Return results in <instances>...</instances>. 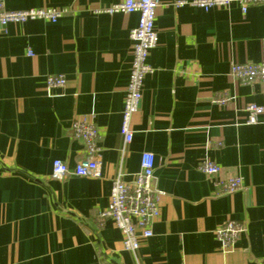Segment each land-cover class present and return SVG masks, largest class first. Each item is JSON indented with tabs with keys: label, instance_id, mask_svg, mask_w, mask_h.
Segmentation results:
<instances>
[{
	"label": "crops",
	"instance_id": "0c3cea01",
	"mask_svg": "<svg viewBox=\"0 0 264 264\" xmlns=\"http://www.w3.org/2000/svg\"><path fill=\"white\" fill-rule=\"evenodd\" d=\"M122 0H5L9 10L66 8L56 22L0 25V264H259L264 258V83H241L229 64L264 60V2L208 10L160 0L152 71L143 81L129 143L120 132L137 13L106 10ZM190 1V0H188ZM63 87L46 89L47 74ZM218 94L231 100L220 105ZM94 114L100 177H51L52 161L83 157L70 135L74 118ZM144 151L154 154L162 192L152 234L135 255L110 218L96 227L119 172L130 181ZM209 158L244 189L219 193L198 165ZM245 226L234 246L215 231Z\"/></svg>",
	"mask_w": 264,
	"mask_h": 264
},
{
	"label": "built area",
	"instance_id": "2783aa9c",
	"mask_svg": "<svg viewBox=\"0 0 264 264\" xmlns=\"http://www.w3.org/2000/svg\"><path fill=\"white\" fill-rule=\"evenodd\" d=\"M261 2L264 0H175L172 5L179 7L189 4L208 10L211 7H228L232 3H237L241 12L245 13L248 7ZM160 5V0H122L106 10L108 13L135 12L138 14L137 24L130 30L132 58L121 111L120 132L125 143H129L132 139L131 118L139 109L144 78L152 71L148 57L150 50L158 40L154 24ZM66 11V8L52 7L9 10L5 7V0H0V25L4 26L9 22L22 23L30 19L56 22ZM228 74L241 83L255 81L264 83V60L259 62L232 61L229 64ZM65 83L66 77L62 73L45 76L46 89L63 87ZM230 100L231 97L226 94H218L215 98V102L220 105L226 104ZM245 110L248 123L259 122L260 116H263L264 120L263 105L249 103ZM70 135L81 143L83 157L73 167H69L59 159H54L51 177L59 179L68 175L100 177L98 162L100 130L95 123V115L91 113L74 118L70 125ZM198 169L213 180L219 193H232L245 188L240 176L220 175V166L209 158L201 160ZM153 171L154 154L149 151L142 152L140 168L132 180L125 181L122 172L116 174L112 179L108 205L99 212L96 220V227L100 228L103 226L105 218H110L121 232L123 250L133 255L139 250L141 239L152 234L151 223L160 213L162 192L153 187ZM244 230L245 226L234 219H228L221 224L215 231L221 249L227 251L232 248ZM259 264H264V258L260 260Z\"/></svg>",
	"mask_w": 264,
	"mask_h": 264
}]
</instances>
